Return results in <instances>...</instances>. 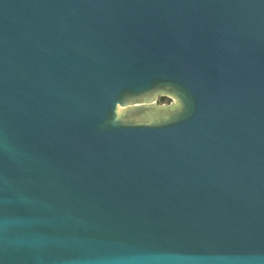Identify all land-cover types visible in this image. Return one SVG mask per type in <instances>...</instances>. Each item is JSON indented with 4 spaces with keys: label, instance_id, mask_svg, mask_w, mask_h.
Listing matches in <instances>:
<instances>
[{
    "label": "water",
    "instance_id": "water-1",
    "mask_svg": "<svg viewBox=\"0 0 264 264\" xmlns=\"http://www.w3.org/2000/svg\"><path fill=\"white\" fill-rule=\"evenodd\" d=\"M0 264H264V0H0Z\"/></svg>",
    "mask_w": 264,
    "mask_h": 264
},
{
    "label": "rangeland",
    "instance_id": "rangeland-1",
    "mask_svg": "<svg viewBox=\"0 0 264 264\" xmlns=\"http://www.w3.org/2000/svg\"><path fill=\"white\" fill-rule=\"evenodd\" d=\"M157 103L160 105H163V104L171 105L175 103V100L173 98L166 97V99L163 101L162 97H158Z\"/></svg>",
    "mask_w": 264,
    "mask_h": 264
},
{
    "label": "trees",
    "instance_id": "trees-1",
    "mask_svg": "<svg viewBox=\"0 0 264 264\" xmlns=\"http://www.w3.org/2000/svg\"><path fill=\"white\" fill-rule=\"evenodd\" d=\"M166 99V97H162V100L164 101Z\"/></svg>",
    "mask_w": 264,
    "mask_h": 264
}]
</instances>
